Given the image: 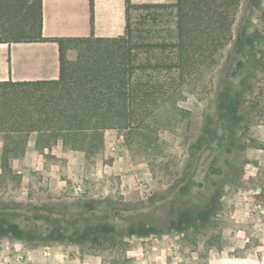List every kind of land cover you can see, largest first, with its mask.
Returning a JSON list of instances; mask_svg holds the SVG:
<instances>
[{
	"label": "rangeland",
	"instance_id": "1",
	"mask_svg": "<svg viewBox=\"0 0 264 264\" xmlns=\"http://www.w3.org/2000/svg\"><path fill=\"white\" fill-rule=\"evenodd\" d=\"M154 11L164 35L173 10ZM233 39L221 62L245 58L247 67L233 80L245 96L228 134L220 124L226 112L198 90L178 101L181 111L161 114L167 126L157 155L146 157L113 131L93 158L56 151L13 164L0 176V210L34 231L1 235L0 264H214L222 252H264V0H243ZM33 211L41 218L26 221ZM65 214L75 219V233L60 223ZM202 221L200 230L185 228ZM95 233L115 234L92 241Z\"/></svg>",
	"mask_w": 264,
	"mask_h": 264
},
{
	"label": "trees",
	"instance_id": "2",
	"mask_svg": "<svg viewBox=\"0 0 264 264\" xmlns=\"http://www.w3.org/2000/svg\"><path fill=\"white\" fill-rule=\"evenodd\" d=\"M125 2L123 35L44 37L42 0H0V42L55 41L60 61L56 79L0 81V176L12 172V160L24 155L32 133L38 151L50 152L60 145L63 152L93 158L104 151L105 132L114 129L146 157L157 155L160 132L167 126L161 114L181 111L178 101L198 90L202 99L215 97L216 111L226 112L220 118L224 134L234 128L232 116L238 113L245 90L237 91L233 80L246 70L247 62L242 58L223 64L221 57L234 42L233 27L243 0ZM166 8L173 10L174 25L162 35L154 10ZM133 10L145 13L133 17ZM183 211L187 209L178 212L180 217ZM9 214L13 217L0 210V236H33L31 225L16 223ZM192 214L188 210L187 215ZM23 217L41 218L34 211ZM59 218L76 232L75 219L67 214ZM206 223L188 222L185 228L200 230ZM48 229L53 235V226ZM114 234L95 233L91 240Z\"/></svg>",
	"mask_w": 264,
	"mask_h": 264
},
{
	"label": "crops",
	"instance_id": "3",
	"mask_svg": "<svg viewBox=\"0 0 264 264\" xmlns=\"http://www.w3.org/2000/svg\"><path fill=\"white\" fill-rule=\"evenodd\" d=\"M162 0H131L132 3L160 2ZM42 35L44 37L89 36L117 37L126 28L125 0H42ZM60 73L59 46L55 41L0 42V81H34L58 78ZM118 132L110 129L105 132ZM120 132V131H119ZM120 138H124L122 132ZM106 142V140H105ZM36 134H30L23 156L12 160V165L28 163L37 157H53L61 153L60 145L52 151H38L35 148ZM3 140L0 137V162ZM116 146L112 145V149ZM105 150V148H104ZM79 153V152H77ZM82 154V153H81ZM1 172V169H0ZM126 192V183L122 185ZM260 247V246H259ZM214 264H264V252L256 251L247 256L221 253L215 254Z\"/></svg>",
	"mask_w": 264,
	"mask_h": 264
},
{
	"label": "built area",
	"instance_id": "4",
	"mask_svg": "<svg viewBox=\"0 0 264 264\" xmlns=\"http://www.w3.org/2000/svg\"><path fill=\"white\" fill-rule=\"evenodd\" d=\"M121 138H122V136H121Z\"/></svg>",
	"mask_w": 264,
	"mask_h": 264
}]
</instances>
